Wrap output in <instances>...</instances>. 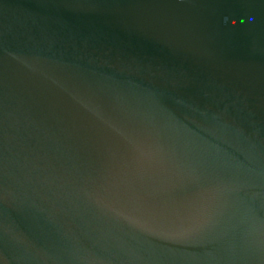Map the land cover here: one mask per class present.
I'll return each mask as SVG.
<instances>
[{"label":"water","instance_id":"1","mask_svg":"<svg viewBox=\"0 0 264 264\" xmlns=\"http://www.w3.org/2000/svg\"><path fill=\"white\" fill-rule=\"evenodd\" d=\"M0 264H264V0H0Z\"/></svg>","mask_w":264,"mask_h":264}]
</instances>
